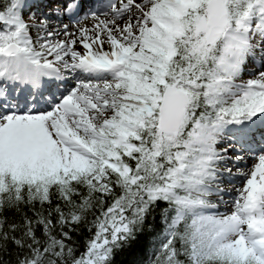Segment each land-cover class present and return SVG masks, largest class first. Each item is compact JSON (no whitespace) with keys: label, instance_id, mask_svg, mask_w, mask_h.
Here are the masks:
<instances>
[{"label":"snow or ice","instance_id":"6c2138e0","mask_svg":"<svg viewBox=\"0 0 264 264\" xmlns=\"http://www.w3.org/2000/svg\"><path fill=\"white\" fill-rule=\"evenodd\" d=\"M125 254L264 264V0H0V264Z\"/></svg>","mask_w":264,"mask_h":264},{"label":"trees","instance_id":"16d2710c","mask_svg":"<svg viewBox=\"0 0 264 264\" xmlns=\"http://www.w3.org/2000/svg\"><path fill=\"white\" fill-rule=\"evenodd\" d=\"M149 242V237L147 234H145L142 238H141V246L146 247L147 244ZM131 259L130 256H128L127 254L118 257V264H122L123 261L129 260Z\"/></svg>","mask_w":264,"mask_h":264},{"label":"bare ground","instance_id":"6f19581e","mask_svg":"<svg viewBox=\"0 0 264 264\" xmlns=\"http://www.w3.org/2000/svg\"><path fill=\"white\" fill-rule=\"evenodd\" d=\"M86 23H90V21H87ZM235 186H239V181H237V184ZM225 188L227 191H233V187H229L228 185H225ZM233 195H235L234 191Z\"/></svg>","mask_w":264,"mask_h":264}]
</instances>
